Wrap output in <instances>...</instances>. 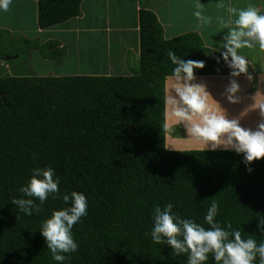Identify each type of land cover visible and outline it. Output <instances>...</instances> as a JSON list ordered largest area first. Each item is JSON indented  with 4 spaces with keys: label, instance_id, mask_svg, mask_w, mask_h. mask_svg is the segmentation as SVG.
I'll return each mask as SVG.
<instances>
[{
    "label": "trees",
    "instance_id": "16d2710c",
    "mask_svg": "<svg viewBox=\"0 0 264 264\" xmlns=\"http://www.w3.org/2000/svg\"><path fill=\"white\" fill-rule=\"evenodd\" d=\"M81 1H31L37 28L78 16ZM162 35L155 14L139 10L137 67L127 75H24L19 65L0 72V264H57L39 229L68 206L60 195L72 191L89 207L72 229L78 250L64 264H186L187 254L151 240L153 210L168 203L207 228L203 218L215 200L222 227L264 240L256 230L264 215V158L248 172L233 151L165 147V79L174 67L168 52L203 61L194 75L230 70L198 33ZM1 46L5 60L12 53ZM36 48L45 57L61 54L53 39ZM45 167L60 177L59 194L42 205L35 200L40 210L26 216L10 201L23 198L18 190L33 168ZM206 264H215L211 254Z\"/></svg>",
    "mask_w": 264,
    "mask_h": 264
},
{
    "label": "clouds",
    "instance_id": "9594fccd",
    "mask_svg": "<svg viewBox=\"0 0 264 264\" xmlns=\"http://www.w3.org/2000/svg\"><path fill=\"white\" fill-rule=\"evenodd\" d=\"M11 3L12 0H0V11H7ZM229 12L235 19L224 25L227 31L222 37V47L213 52L219 51L217 63L223 60L230 70L221 97L228 104H237L241 92L237 78L244 75L249 81L253 79L249 71L251 62L239 50L258 47L264 51V12L255 7L230 8ZM195 15L207 22L199 12ZM168 58L174 65L172 76L178 85L165 99L171 115L184 125L187 136L204 141L208 150H228L242 155L246 171L251 172V163L264 158V105L259 109L260 120L255 127L245 126L234 115L209 103L206 85L196 82L194 76V69L204 67L203 61L181 59L172 51L168 52ZM193 117L198 119L194 122ZM60 182L53 168H33L27 184L18 190L23 198H13L10 202L31 216L40 210L35 200L42 205L50 195L56 198ZM60 199L68 206L54 210L39 231L52 259L64 264L66 254L78 250L72 229L88 215L89 205L86 196L77 191L61 194ZM173 207L168 203L163 208H154L150 236L154 243L163 241L176 255L187 254L186 264H206L209 254L215 264H264V240L243 239L231 224L222 227L216 220L219 206L215 200L203 218L207 228L190 218H181ZM256 230L264 235V215L258 216Z\"/></svg>",
    "mask_w": 264,
    "mask_h": 264
},
{
    "label": "crops",
    "instance_id": "0c3cea01",
    "mask_svg": "<svg viewBox=\"0 0 264 264\" xmlns=\"http://www.w3.org/2000/svg\"><path fill=\"white\" fill-rule=\"evenodd\" d=\"M238 2V9L245 8L248 0H236ZM34 3L35 0H32ZM32 12H34V23L25 26H16V33L21 36L22 45L28 48L31 52L32 48L35 50V55L43 61L48 60L54 65H61V59L66 56L67 47L75 45L73 42V37L67 32L71 31L76 33L75 30L79 27L78 22L75 19L82 22L85 19L86 14L91 17L90 23H80L83 26V36L88 38L90 41L88 44L94 48L93 55H100L101 53L105 55L106 59L113 58L112 56H119V52L122 51V57L130 58L131 66L127 67V72L130 74L134 68L137 67L138 55H139V43H138V12L141 9H147L152 11L159 24L162 27L163 37L169 39L174 37L173 32L175 23L178 21L175 19L177 13V7H180L184 2L183 0H82L80 4V13L78 16L65 21L61 24L55 25L54 27H49L46 29H38L36 24V12L35 4L32 5ZM198 4V0H197ZM243 4V6H242ZM200 4L195 5L198 8ZM252 7L257 8L259 11L264 12V0L253 1ZM24 24V23H23ZM77 25V26H76ZM11 25V27H13ZM31 26V27H30ZM1 28H6L5 25L0 26ZM8 31V37L11 35ZM30 32L27 31L29 30ZM73 27V28H72ZM73 29V30H71ZM194 31H196L194 29ZM203 41L202 35L199 31H196ZM183 34V33H182ZM180 35V34H179ZM177 36V35H175ZM15 38H11L13 40ZM57 41V49L61 50V54L58 57H45L38 51L36 44H43L49 40ZM26 43V44H25ZM203 45L209 49H212L210 45H206L203 41ZM23 47V46H22ZM18 50H22L19 46H16ZM24 48V47H23ZM6 50L7 53H12V55L7 54L8 58H13L17 54V51ZM213 50V49H212ZM51 53L54 51L48 50ZM22 52V51H20ZM241 54V53H240ZM260 54L264 56L261 52ZM242 55V54H241ZM244 56V55H243ZM6 57V58H7ZM251 62V70L253 79L249 81L244 75L238 77V82L241 84L240 102L237 104H228L221 97L224 87L228 82L229 75L217 74V75H194L206 81L211 92L210 104L220 108L221 111H227L231 115L241 120V123L245 126L255 127L256 123L260 120L259 109L264 105V63L256 66L254 64V59L248 56H244ZM6 60V59H5ZM4 61V60H0ZM127 64V63H125ZM1 66V65H0ZM62 75V74H56ZM168 77L165 79V86ZM197 117H193L194 122ZM180 134L184 136L187 135L184 125L179 124ZM166 144V142H165ZM206 146V145H197ZM167 148L171 147L170 144ZM201 148V147H200ZM199 148V149H200ZM205 148V147H204ZM175 149V148H174ZM177 150V149H176Z\"/></svg>",
    "mask_w": 264,
    "mask_h": 264
},
{
    "label": "rangeland",
    "instance_id": "374dc122",
    "mask_svg": "<svg viewBox=\"0 0 264 264\" xmlns=\"http://www.w3.org/2000/svg\"><path fill=\"white\" fill-rule=\"evenodd\" d=\"M31 1L32 0H12L7 11H0V26L5 25L6 27L4 29L0 27V44L2 45V50H13L14 46V50L17 51V54H14L15 56L13 58H8L6 55V60L0 61L1 73L10 74L13 72V66L17 67L19 65L25 68L24 75H36L38 73L42 75H56L57 73L62 75L129 74L126 68L131 66V60L130 58L122 57V51L119 52V56H112L113 58L110 59H106L105 55L102 53L100 55H93L94 48L88 44L90 42L88 38H84V29L83 26L80 25V23L91 22L92 19L89 14H86L82 22L75 19V22H78L77 25H79L77 30H75L76 33L71 31L67 32L73 37L75 45L67 47V53L66 56L61 59V65H54L48 60L43 61L39 59L36 57L33 48L31 52H28V48L22 45L20 41L21 36L16 33V28H14L13 25L19 26L22 24L21 26L27 27L28 24L34 23V12L31 13ZM253 1L255 0H248L246 5H244L245 8L252 7ZM183 2L184 3L180 7H177L175 19L178 21L175 23L174 30L178 31L173 32V35L191 32L195 29L202 35V39L206 45H210L213 50L222 47V37L227 31L224 25L229 23L230 20L235 19V16L230 14L229 9H238V2L236 0H198L200 6L195 9L194 6L198 5L197 0H183ZM197 12H199L207 22H205L204 19L198 18L195 15ZM11 25L13 27H11ZM10 27L12 32L10 37H8L7 34L8 31H10ZM30 27L29 30L27 29L29 32L31 30ZM12 36L15 39L11 40ZM16 46H19L22 50H18ZM260 52L264 55V51L259 50L258 47L242 48L239 50V53L242 55L253 58L256 66L262 64V62L264 63V56H262ZM195 78L200 77L195 76ZM196 82L206 85L209 91L208 100L210 101L213 92L210 91L206 81L203 79H196ZM176 86L178 85L174 77H168L165 86V99ZM179 124L177 118L171 115V107L165 103V147L167 148V145L170 144L171 147L175 148L167 149L190 150L199 149L200 147V149H207L204 148L205 146H197L205 145L204 141L180 134L181 129L179 128Z\"/></svg>",
    "mask_w": 264,
    "mask_h": 264
}]
</instances>
